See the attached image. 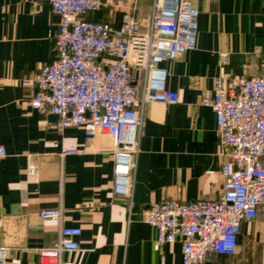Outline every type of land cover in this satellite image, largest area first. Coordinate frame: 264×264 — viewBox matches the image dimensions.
I'll use <instances>...</instances> for the list:
<instances>
[{
	"label": "crops",
	"instance_id": "obj_1",
	"mask_svg": "<svg viewBox=\"0 0 264 264\" xmlns=\"http://www.w3.org/2000/svg\"><path fill=\"white\" fill-rule=\"evenodd\" d=\"M139 0V18L150 16ZM199 10L196 48L161 64L177 103L147 105L140 136L133 207L115 196L114 142L106 133L86 137L80 126L60 128L53 113L31 105L38 88L25 77L55 59L50 30L60 21L45 0H0V247L8 264H40L38 248L52 246L64 225L80 226L81 250L64 254L77 264H181L183 241L155 248L157 230L144 220L155 201L217 198L223 187L215 113L201 103L223 75L264 72V0H193ZM103 11V10H102ZM91 19L121 24L123 10ZM146 11V13H145ZM229 53L221 65L220 52ZM142 85V71H135ZM84 148L61 155L64 149ZM35 164L37 174L27 173ZM62 208L61 217H41ZM198 264H264V223L244 222L234 254L216 253Z\"/></svg>",
	"mask_w": 264,
	"mask_h": 264
},
{
	"label": "built area",
	"instance_id": "obj_2",
	"mask_svg": "<svg viewBox=\"0 0 264 264\" xmlns=\"http://www.w3.org/2000/svg\"><path fill=\"white\" fill-rule=\"evenodd\" d=\"M45 1L60 16L50 30L56 54L37 74L22 79L24 86L38 88L31 105L56 114L60 128L82 127L89 140L97 132L113 138V193L126 198L131 210L146 107L178 102V92L166 87L161 64L196 48L199 10L193 0H151L150 16L141 19L139 0ZM116 8L123 10L119 26L88 17ZM220 57L222 66L228 63V52ZM135 71H142L141 86L134 82ZM201 103L215 113L219 153L225 157L220 196L155 201L144 211V220L157 230L155 248L182 238L181 264H198L216 253L234 254L243 223H264V72L228 81L219 75L212 95ZM84 151L68 148L61 155ZM7 153L0 144V159ZM37 171L35 164L27 166L28 174ZM39 214L61 217L62 208ZM81 234L80 226H62L52 246L38 248L40 264H77L64 254L81 250ZM0 264H8L4 247Z\"/></svg>",
	"mask_w": 264,
	"mask_h": 264
},
{
	"label": "rangeland",
	"instance_id": "obj_3",
	"mask_svg": "<svg viewBox=\"0 0 264 264\" xmlns=\"http://www.w3.org/2000/svg\"><path fill=\"white\" fill-rule=\"evenodd\" d=\"M150 2H151V0H143V2L142 3H144V5H145V8H147L148 6V3L150 4ZM148 9V8H147ZM114 14V9L113 10H109V9H103V11H102V15H106V16H111V14ZM145 13H146V11H145Z\"/></svg>",
	"mask_w": 264,
	"mask_h": 264
},
{
	"label": "water",
	"instance_id": "obj_4",
	"mask_svg": "<svg viewBox=\"0 0 264 264\" xmlns=\"http://www.w3.org/2000/svg\"><path fill=\"white\" fill-rule=\"evenodd\" d=\"M52 117L57 118V115L56 114H52Z\"/></svg>",
	"mask_w": 264,
	"mask_h": 264
}]
</instances>
